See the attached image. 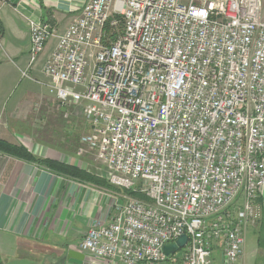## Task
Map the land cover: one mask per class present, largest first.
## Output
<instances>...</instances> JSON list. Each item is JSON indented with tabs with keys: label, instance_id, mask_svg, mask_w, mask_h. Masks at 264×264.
<instances>
[{
	"label": "built area",
	"instance_id": "2783aa9c",
	"mask_svg": "<svg viewBox=\"0 0 264 264\" xmlns=\"http://www.w3.org/2000/svg\"><path fill=\"white\" fill-rule=\"evenodd\" d=\"M29 29L32 65L56 39L44 72L69 85L54 87L61 107L81 106L91 127L77 155L94 153L126 193L78 250L240 264L262 217L264 0H89L62 34Z\"/></svg>",
	"mask_w": 264,
	"mask_h": 264
},
{
	"label": "crops",
	"instance_id": "0c3cea01",
	"mask_svg": "<svg viewBox=\"0 0 264 264\" xmlns=\"http://www.w3.org/2000/svg\"><path fill=\"white\" fill-rule=\"evenodd\" d=\"M88 1L0 0V25L4 30L0 37V139L22 145L39 158L85 171L88 166L80 160L87 155L95 157V154L87 153L82 157L73 149L70 151L73 130L67 129L62 138L56 125L57 112L62 108L54 87L69 85L47 77L44 72L56 39L50 40L44 53L32 65L29 22L47 23L57 34H62L78 19ZM77 111L81 112L89 134L91 127L83 118L81 106L71 108L70 120L80 119ZM42 121L50 124V128L42 130ZM44 134H48L45 140ZM53 135L60 139L53 140ZM111 187H97L0 152V254L3 263L123 264L119 260L110 262L83 253V260L68 258L69 251L80 252L78 247L94 223L111 222L116 198L120 204L124 203L125 192ZM258 203L264 208V189ZM242 259L240 264H243ZM159 264L181 263L178 258L171 257Z\"/></svg>",
	"mask_w": 264,
	"mask_h": 264
},
{
	"label": "rangeland",
	"instance_id": "374dc122",
	"mask_svg": "<svg viewBox=\"0 0 264 264\" xmlns=\"http://www.w3.org/2000/svg\"><path fill=\"white\" fill-rule=\"evenodd\" d=\"M70 110L71 108H62L61 110H58L56 125L60 136H62L63 132H65L67 129L73 130V132L71 133L73 137V143L70 146V151H72L73 149L74 153L76 154L78 148L80 147V140L82 136L88 133V127L85 123H83V119H81L80 117V111L76 112V114L80 118L78 121L70 120L71 116L68 115L70 114ZM54 127L55 125L53 126V128ZM45 128H50V124L45 121H42L41 129L46 130ZM47 136L48 134H44L43 139H47ZM56 137L58 136H55L54 138L51 137V139L53 138L54 140ZM58 138L60 139V137ZM93 156L87 155L86 158H83L80 161H82V163H85V165L88 166V173H91L97 177H101L109 182V177L111 173L110 170ZM242 260L243 264H264V208H262V219L255 227H251L248 230L247 243L245 247V256Z\"/></svg>",
	"mask_w": 264,
	"mask_h": 264
},
{
	"label": "trees",
	"instance_id": "16d2710c",
	"mask_svg": "<svg viewBox=\"0 0 264 264\" xmlns=\"http://www.w3.org/2000/svg\"><path fill=\"white\" fill-rule=\"evenodd\" d=\"M3 34H4V30L2 26L0 25V37L3 36ZM0 152L6 155L24 160V161L37 163L61 175L68 176L76 180L92 184L97 187H102L106 189L112 188L111 184L103 178L97 177L91 173H88L85 170H82L72 165H67L64 163L56 162L50 159L39 158L33 155L32 153H30V151L22 145H14V144L8 143L0 139ZM130 195L138 199H143V200L147 199L145 195L135 193V192H130ZM0 264H4L1 254H0Z\"/></svg>",
	"mask_w": 264,
	"mask_h": 264
},
{
	"label": "water",
	"instance_id": "95a60500",
	"mask_svg": "<svg viewBox=\"0 0 264 264\" xmlns=\"http://www.w3.org/2000/svg\"><path fill=\"white\" fill-rule=\"evenodd\" d=\"M186 243H187V236L183 235L175 243H170L165 245L163 248V252L165 253V255L170 257L172 255H175L181 248L185 246ZM68 258L83 260L84 255L77 251H69Z\"/></svg>",
	"mask_w": 264,
	"mask_h": 264
}]
</instances>
